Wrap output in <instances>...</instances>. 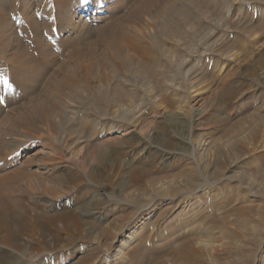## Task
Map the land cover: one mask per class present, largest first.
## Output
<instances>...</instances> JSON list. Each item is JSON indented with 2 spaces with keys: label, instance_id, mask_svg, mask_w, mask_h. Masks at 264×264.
I'll return each instance as SVG.
<instances>
[{
  "label": "rangeland",
  "instance_id": "374dc122",
  "mask_svg": "<svg viewBox=\"0 0 264 264\" xmlns=\"http://www.w3.org/2000/svg\"><path fill=\"white\" fill-rule=\"evenodd\" d=\"M27 1L51 61L6 67L0 252L264 264V0Z\"/></svg>",
  "mask_w": 264,
  "mask_h": 264
},
{
  "label": "bare ground",
  "instance_id": "6f19581e",
  "mask_svg": "<svg viewBox=\"0 0 264 264\" xmlns=\"http://www.w3.org/2000/svg\"><path fill=\"white\" fill-rule=\"evenodd\" d=\"M7 1L8 0H0V10L4 11V14L7 16L6 19L3 18L4 21L1 19L2 17L0 18V93H2V94H5L6 91L8 92L7 86L9 84L7 85L4 81L6 79H8V80L10 79L9 78V76L11 74V73L9 74V72H11L10 70H13L14 78H15V77H17V75H21L20 72L22 70L26 72L27 69L31 70V68H34V65H37V63H41V64H38V68H39V67H42L44 64L48 65L50 63V61H51V59L47 57L46 52H45L46 48L48 47L47 46L48 43L46 45H45V43H43L44 42L42 40L43 39V34H42L43 31H42L41 26H40V20L38 21L39 18L37 19L35 17V15L33 17L30 14L31 11L29 12L28 10H25V8H22L20 10L18 5H21L20 4L21 0H15V1L11 0L10 2H12V4H10ZM28 1H30V0H28ZM28 1H27V4H28ZM31 1L34 2L33 0H31ZM40 3H41V0H40ZM24 4H26V3H24ZM29 6H32V5L30 4ZM90 7H91V4L89 3L87 5V8H84L83 10H85V12H87V11L90 10ZM10 9H12V10L15 9L14 11L17 10V13L16 14L11 13L10 16H9V12L12 11ZM29 10H32V9L29 8ZM187 12H188V10H187ZM187 12L185 11L186 14H187ZM189 13H190V11H189ZM191 13H193V12H191ZM32 14H34V13H32ZM188 17H190V16L188 15ZM191 19H192V17H191ZM195 19H196V17H195ZM198 20H199V18H198ZM180 24H181V22H180ZM171 27H172V25H171ZM7 29H8V33L6 31ZM15 29H16V31H14ZM121 30L124 31L123 28ZM29 34H30V37H31V34H34V36L36 38L35 42L33 41L34 43H31L32 44L31 45L32 47L30 49L31 51H28V50L23 48V44H25V40L28 39L27 35H29ZM11 35H14V37H11ZM32 37H33V35H32ZM32 37H31V39H32ZM112 41H113V39H112ZM21 45H22V47H21ZM49 47H51V46L49 45ZM37 54L40 55V60L38 62H36V59H37L38 56L36 58L34 57L35 59L33 58V56H36ZM6 67H9L10 70L7 69ZM21 68H22V70H19ZM145 69L148 72H152L153 71L152 67L150 68V67H148V65L145 67ZM13 81L10 79V82L13 83ZM50 81L53 84V87H54V85H55V87L57 86V84L54 83L56 81L55 77H51ZM15 82L18 83L19 79H18V81H15ZM10 85H12V84H10ZM19 85L23 86V84H19ZM20 87H19V89L22 88V87L21 88ZM23 89H24V91H26V88H23ZM28 117H29V115L21 117V121L23 122L26 119L27 122H30L31 119L28 118ZM23 144H25V140L22 139L20 141V140H17V139L14 138L11 141V143H9V145H8V149L11 151L10 154H13V153L19 151L22 148ZM0 200H2V199H0ZM83 213H84L83 215L90 216V217L95 215L93 210H88V211H85ZM52 220H54V219L52 218ZM1 232H6L8 234L7 236H2L1 239H0V240H2V243H4V245H6V243L10 239H13L15 237V235H16V230H15V228H12L10 226V222H9V219H8V216H7V212H6V210H5L3 205H0V233ZM19 253H21V252H19ZM117 253H119V250L117 251ZM6 254H7L6 252H2V253L0 252V259H1L0 260V264H16V262H18L16 259L11 260L9 257H7ZM94 255H97V254H94ZM91 257L89 259H92ZM95 257H97V256H95ZM114 257H115V255H114ZM83 258H84V256H83ZM110 258H112V257H110ZM56 259H57V257L51 256V255L50 256H46V257H38V258H36V257H28V258L25 259L24 264H53V262ZM88 260L86 259L85 261L87 262ZM83 261H84V259H83Z\"/></svg>",
  "mask_w": 264,
  "mask_h": 264
},
{
  "label": "snow or ice",
  "instance_id": "6c2138e0",
  "mask_svg": "<svg viewBox=\"0 0 264 264\" xmlns=\"http://www.w3.org/2000/svg\"><path fill=\"white\" fill-rule=\"evenodd\" d=\"M84 2L87 3V0H84ZM4 82L7 84L6 80ZM8 87L11 88V85L9 84Z\"/></svg>",
  "mask_w": 264,
  "mask_h": 264
}]
</instances>
